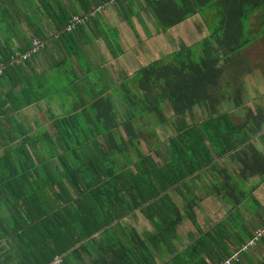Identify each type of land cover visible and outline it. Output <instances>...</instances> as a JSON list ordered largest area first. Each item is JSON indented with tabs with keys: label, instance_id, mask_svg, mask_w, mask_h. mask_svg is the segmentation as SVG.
<instances>
[{
	"label": "trees",
	"instance_id": "1",
	"mask_svg": "<svg viewBox=\"0 0 264 264\" xmlns=\"http://www.w3.org/2000/svg\"><path fill=\"white\" fill-rule=\"evenodd\" d=\"M106 1L0 0V26L8 25L23 37L18 15L35 25V36L45 38L33 20L41 14L48 25L55 26L59 38L68 40L82 25L67 31L73 17H89ZM146 3L162 30L200 15L209 35L194 46L182 44L180 50L140 68L132 77L114 81L109 94L102 91L85 99L78 92V87L85 86L79 80L74 111L48 113L50 128L34 136L11 129L10 140L0 139L4 148L0 156V241H6L0 247V264H55L57 256H64L61 264H68L73 255L82 259L85 239L99 246L93 264H218L234 253L223 258L212 251L209 263L203 257L208 235L194 241L190 234L185 243L178 229L186 208L194 210V178L217 169L216 158L232 156L241 181L257 175L264 179V153L252 143L255 138L264 142L260 138L264 136V108L254 109L245 102L243 93L250 87L240 80L246 73L235 79L231 74L236 67L232 60L264 36V28L260 34L264 0ZM4 36L8 39L10 32L6 30ZM9 43L0 41L3 77L12 63L22 62L16 61L20 54ZM31 48L22 38L19 52L25 54ZM41 78L42 86L49 78ZM59 83H64L67 92L73 87L71 79H56L51 84L57 92H62ZM226 89L232 91L227 98L230 105L246 110L243 119L221 109ZM120 94L123 112L116 102ZM42 96L29 98L21 108L39 102ZM199 107H207L208 113L200 116L195 111ZM151 118L150 140L165 124L172 132L164 155L152 150L162 158L160 162L139 146ZM19 136L20 145L10 143ZM172 192L182 198L183 208L171 197ZM136 212L145 216L153 231L141 233L126 224ZM99 234L102 239H95Z\"/></svg>",
	"mask_w": 264,
	"mask_h": 264
},
{
	"label": "crops",
	"instance_id": "2",
	"mask_svg": "<svg viewBox=\"0 0 264 264\" xmlns=\"http://www.w3.org/2000/svg\"><path fill=\"white\" fill-rule=\"evenodd\" d=\"M36 15L39 17L33 20L39 28L42 22L44 29L41 32L46 34L45 38L35 36V25H30L24 17L18 15V25L23 37L12 31L8 25L0 26V41L4 44L10 42L11 49L18 55L21 54L19 48L22 47V38L32 45L34 40L46 42V47L29 59V62L12 63L11 68L6 70L5 77L0 74L2 142L12 136V133L8 135L11 129L19 134L25 130L30 136L49 129L50 123L46 118L48 113L61 115L74 111L77 104L75 89L77 83H80L79 80L83 81L85 86L78 87V92L84 94L85 99L92 98L102 91L109 94V85L114 81H120L126 76L132 77L140 68L163 60L180 50L182 44L194 46L209 35L200 15L162 30L147 7L146 0H124L107 7L93 19L88 17L86 23L80 25L78 33L68 36V40L59 38L55 33V26L48 25L49 23L41 18L42 15ZM6 30L11 35L8 39L4 36ZM68 49L71 52L77 51L76 55ZM131 72L133 74L128 75ZM44 76L46 80L49 79L41 86V77ZM263 76L264 74L257 73L244 74L240 80L244 87H250L243 93L245 102L249 105L264 108ZM55 77L58 82L66 81V78L71 79L73 87L67 92L64 83H59L58 88L62 92H57L51 84L56 80ZM223 92L226 100L221 104V109H229L238 119H243L246 110L235 109L227 99L231 98L232 91L226 89ZM38 95H43L44 98L21 108L29 102V98ZM59 97L62 98L61 101L58 100ZM20 109L22 110L19 111ZM195 111L200 116L208 113L207 107H199ZM263 137L262 134L260 138ZM21 139L20 136L16 137L15 141L10 143L18 146ZM252 143L255 150L264 153L263 141L255 138ZM3 150L0 142V156ZM215 161L218 168L207 170L191 185L194 191V210L191 217L181 220L178 229L179 238L184 242L189 240L190 234H194V241L208 235V249L203 253V257L209 263L211 257L208 253L213 251L217 256L224 258L227 253L237 251L252 239L259 228L264 227V179L257 175L241 181L238 176L239 166L230 155L216 158ZM228 175L231 178H228ZM171 194L175 202L183 208L182 198L176 193ZM126 224L141 233L153 231V226L141 212L129 216ZM97 238L102 239V236L95 235V239ZM85 240L87 245L82 259L73 255L68 264H93L99 255V246L97 242H91V239ZM2 245H6L5 240L0 241V247ZM200 252H203V249ZM62 257L64 256H57L54 263L61 264ZM238 264H264V241L261 240L256 247L242 253Z\"/></svg>",
	"mask_w": 264,
	"mask_h": 264
},
{
	"label": "rangeland",
	"instance_id": "3",
	"mask_svg": "<svg viewBox=\"0 0 264 264\" xmlns=\"http://www.w3.org/2000/svg\"><path fill=\"white\" fill-rule=\"evenodd\" d=\"M117 4V0L116 3L110 6H114ZM108 6V7H110ZM107 8V7H106ZM97 14H99V12H92L91 15L89 16V18H94V16H97ZM41 15V14H40ZM35 17H39L38 15H35ZM261 26L262 28L260 29V34L263 31L264 28V23L261 22ZM43 24L41 22V30H43ZM242 54V55H241ZM239 56L237 55L232 62H234V64L236 65L235 70L231 71L233 73H231L232 75H236L233 78L235 79L236 77H238L241 73L245 72L246 74H248V69H252V73H257V74H264V36L261 35V37L256 40L255 43L251 44L249 47H247L246 49L243 50V52L241 53ZM25 62V61H22ZM243 70V71H242ZM242 71V72H241ZM133 73L131 72L128 73V75H132ZM230 74V75H231ZM55 82V81H54ZM61 97L58 98V100L61 101ZM117 105L119 107V110L121 112L124 111V103L123 100L121 98V96H118L117 98ZM254 106V105H253ZM229 107V106H228ZM256 106H254L255 109ZM147 123L149 124V126L144 129L145 130V137L142 138V140L139 142V146L142 152L146 153V154H152L154 156V158H156V160L158 162L162 161V158L157 156L155 152H152V150L154 148H156L157 152H159V154L164 155L165 154V143L168 141V137H170L172 135L171 129L169 124H165L159 133H157V136L155 137L154 140H150V131H152V129L150 128V126L154 125V121L153 119H148ZM155 150V149H154ZM160 155V156H161ZM198 180L194 178V181ZM172 197V196H171ZM168 200V199H167ZM169 201V200H168ZM253 207H255L254 204H251ZM190 206V205H188ZM134 215V214H132ZM130 215V216H132ZM192 213L191 210L186 208V211H184V213L181 215L183 218H189L191 217ZM176 214L174 215V219H176Z\"/></svg>",
	"mask_w": 264,
	"mask_h": 264
},
{
	"label": "built area",
	"instance_id": "4",
	"mask_svg": "<svg viewBox=\"0 0 264 264\" xmlns=\"http://www.w3.org/2000/svg\"><path fill=\"white\" fill-rule=\"evenodd\" d=\"M116 3V0H107L103 4L96 6L94 12H103L106 7L113 5ZM88 17L74 16L71 20L70 24L67 26L66 30L72 32L76 29V27L80 24L86 23ZM46 46V42L40 40H34L33 45L30 51L25 54H20L19 58L16 59L17 62L26 61L32 58L34 54L40 52ZM3 72V66H0V74ZM264 235V228H259L256 231L255 237L249 240L246 244L242 245L237 251H235L230 257L225 260L219 262L218 264H235L241 261V255L244 252L249 251L250 249L256 247L260 241V238Z\"/></svg>",
	"mask_w": 264,
	"mask_h": 264
}]
</instances>
